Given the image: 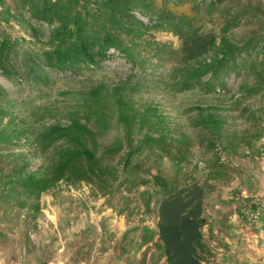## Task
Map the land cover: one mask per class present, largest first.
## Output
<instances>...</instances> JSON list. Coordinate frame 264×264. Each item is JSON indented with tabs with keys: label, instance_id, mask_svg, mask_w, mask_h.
<instances>
[{
	"label": "trees",
	"instance_id": "1",
	"mask_svg": "<svg viewBox=\"0 0 264 264\" xmlns=\"http://www.w3.org/2000/svg\"><path fill=\"white\" fill-rule=\"evenodd\" d=\"M177 1L12 0L17 14L29 16L31 33L42 46L26 47L13 37L0 10V70L15 82L48 81L54 71L79 76L116 54L151 75L149 63L168 61V71L159 77L166 91L229 95L232 109L257 119L244 99L264 96V37L240 42L231 35L243 21L241 12L227 17L220 32L207 26L203 7L213 11L229 0H194L191 13L173 9ZM5 4L0 0V7ZM155 31L174 33L181 46L157 41ZM245 71L255 82H243L236 97L229 78ZM128 86L133 87L129 81L94 85L67 110L68 122L38 128L0 104V199L40 213L43 195L62 183H86L102 194L151 185L159 196L158 235L167 263L207 264L205 199L213 183L234 179L225 153L258 147L264 118L255 132L239 135L226 129L215 105H200L191 120L199 137L175 135L159 108L136 101ZM114 126L120 134L104 142ZM195 144L205 149L203 178L197 164L191 167ZM34 158L43 159L37 168Z\"/></svg>",
	"mask_w": 264,
	"mask_h": 264
},
{
	"label": "rangeland",
	"instance_id": "2",
	"mask_svg": "<svg viewBox=\"0 0 264 264\" xmlns=\"http://www.w3.org/2000/svg\"><path fill=\"white\" fill-rule=\"evenodd\" d=\"M193 1L178 0L170 6L178 12L191 13ZM159 2L163 4V0ZM0 10L13 37L26 47L42 46L31 33L29 16L17 14L12 0H6ZM202 11L207 26L218 32L227 17L241 12L243 21L231 35L240 42L264 37V0H229L213 11L206 6ZM154 34L157 41L175 48L181 46V39L172 32ZM151 64L146 71L155 75L133 69L116 54L79 76L54 71L48 81L15 82L0 70V104L38 128L68 122L67 110L94 85L105 82L112 86L129 81L133 87L128 86V91L135 100L158 107L175 135L186 132L199 137L200 132L191 120L200 105H215L231 133L255 132L259 122L263 123V95L244 99L258 116L248 119L231 108L229 95H208L198 90L178 94L166 91L159 77L168 71V61ZM243 82L254 84V74L232 73L229 78L236 97L241 96ZM137 84L140 87L135 88ZM261 126L264 128V124ZM119 134V127L114 126L103 141L109 143ZM192 150L191 167L194 169L197 164L198 175L203 178L205 149L195 144ZM224 158L234 166V179L229 184L213 183L205 199L204 233L209 248L206 262L264 264V211L257 203L258 197H264V137L254 151L225 153ZM42 162V158H34L33 168ZM158 202L159 196L151 185L102 194L86 183L76 186L62 183L53 192L44 194L40 213L0 199V264H168L158 235Z\"/></svg>",
	"mask_w": 264,
	"mask_h": 264
},
{
	"label": "built area",
	"instance_id": "3",
	"mask_svg": "<svg viewBox=\"0 0 264 264\" xmlns=\"http://www.w3.org/2000/svg\"><path fill=\"white\" fill-rule=\"evenodd\" d=\"M257 203L260 205V208L264 211V197H258Z\"/></svg>",
	"mask_w": 264,
	"mask_h": 264
}]
</instances>
